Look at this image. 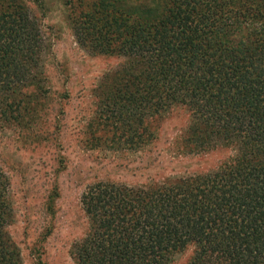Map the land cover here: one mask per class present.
Segmentation results:
<instances>
[{
  "label": "trees",
  "instance_id": "1",
  "mask_svg": "<svg viewBox=\"0 0 264 264\" xmlns=\"http://www.w3.org/2000/svg\"><path fill=\"white\" fill-rule=\"evenodd\" d=\"M66 3L79 45L123 59L95 87L99 115L91 126L145 149L156 137L150 121L182 105L189 121L178 137L179 160L228 150L212 169L181 167L140 185H92L83 195L88 230L72 244L73 259L169 264L192 245L186 264H264V0ZM44 49L28 4L0 0V117L10 120L21 107L14 118L31 119L29 104L48 91ZM104 134L91 137L120 142ZM10 219L0 169V264H21Z\"/></svg>",
  "mask_w": 264,
  "mask_h": 264
},
{
  "label": "rangeland",
  "instance_id": "2",
  "mask_svg": "<svg viewBox=\"0 0 264 264\" xmlns=\"http://www.w3.org/2000/svg\"><path fill=\"white\" fill-rule=\"evenodd\" d=\"M24 1L40 23L48 91L29 104L34 111L29 122L14 118L21 107L9 114L10 120L0 117V169L8 180L11 207L7 232L18 246L21 264H38V257L43 264H77L71 247L88 230L83 195L92 185H140L163 180L181 167L212 169L228 150L179 160L178 137L189 121L182 105L150 121L156 137L145 149L124 142L125 134L91 126L99 115L95 87L120 66L122 57L79 45L66 0ZM95 131H104L107 139L119 135L120 142H96L91 137ZM193 248L176 253L169 264H186Z\"/></svg>",
  "mask_w": 264,
  "mask_h": 264
}]
</instances>
